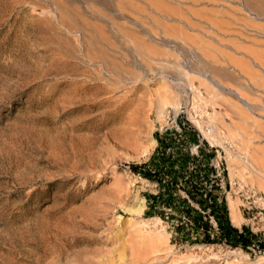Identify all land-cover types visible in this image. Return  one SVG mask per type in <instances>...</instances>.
<instances>
[{"label": "rangeland", "instance_id": "374dc122", "mask_svg": "<svg viewBox=\"0 0 264 264\" xmlns=\"http://www.w3.org/2000/svg\"><path fill=\"white\" fill-rule=\"evenodd\" d=\"M168 154L264 234V0H0V264H264L146 213Z\"/></svg>", "mask_w": 264, "mask_h": 264}, {"label": "trees", "instance_id": "16d2710c", "mask_svg": "<svg viewBox=\"0 0 264 264\" xmlns=\"http://www.w3.org/2000/svg\"><path fill=\"white\" fill-rule=\"evenodd\" d=\"M159 145L169 146L166 139H157ZM158 159V165L155 164L154 169H144L141 165H131V168L139 173L147 180L154 181L158 185V192L155 194L145 193L146 213L152 215L158 212V215L164 219V215L160 213V208H167L173 213H179V217H185L192 225V230L201 234L206 241L211 236L210 216L214 219L217 225L218 238L225 240L232 244V246H239L241 249L247 251L250 247L264 251V234L254 233L245 225L241 229L232 226L228 218V211L223 200L214 195L213 184L206 188L203 186L204 181L199 179V176L193 173H187L182 165H179L178 171H173V160L169 157H152L151 161ZM182 163V160L180 161ZM154 165V164H153ZM181 186L187 198L181 197L177 193V186ZM206 182V180H205ZM180 188V187H178ZM189 199L193 200L200 206L197 211L189 203Z\"/></svg>", "mask_w": 264, "mask_h": 264}, {"label": "bare ground", "instance_id": "6f19581e", "mask_svg": "<svg viewBox=\"0 0 264 264\" xmlns=\"http://www.w3.org/2000/svg\"><path fill=\"white\" fill-rule=\"evenodd\" d=\"M237 95H238V98L239 99L243 100V97H241L240 94L237 93ZM230 202H229V207H228L230 221H231V223L233 225H239V223L241 222V217H240L239 214H237V212H236V210H235V208L233 206L234 204L232 205V204H230Z\"/></svg>", "mask_w": 264, "mask_h": 264}, {"label": "built area", "instance_id": "2783aa9c", "mask_svg": "<svg viewBox=\"0 0 264 264\" xmlns=\"http://www.w3.org/2000/svg\"><path fill=\"white\" fill-rule=\"evenodd\" d=\"M210 218L213 219L211 216H210ZM255 248H257V247H255ZM255 248L250 247V249L253 251L256 250ZM257 251H260V249H257Z\"/></svg>", "mask_w": 264, "mask_h": 264}, {"label": "crops", "instance_id": "0c3cea01", "mask_svg": "<svg viewBox=\"0 0 264 264\" xmlns=\"http://www.w3.org/2000/svg\"><path fill=\"white\" fill-rule=\"evenodd\" d=\"M232 226H234V227H236L238 229V226H236V225H232ZM239 226H240V228L242 227V225H239Z\"/></svg>", "mask_w": 264, "mask_h": 264}]
</instances>
